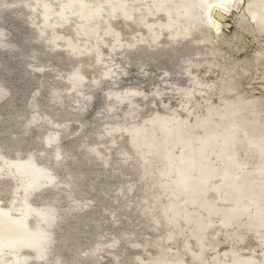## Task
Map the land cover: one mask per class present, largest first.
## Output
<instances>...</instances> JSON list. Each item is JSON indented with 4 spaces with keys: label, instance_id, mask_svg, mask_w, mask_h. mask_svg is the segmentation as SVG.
I'll return each mask as SVG.
<instances>
[{
    "label": "bare ground",
    "instance_id": "bare-ground-1",
    "mask_svg": "<svg viewBox=\"0 0 264 264\" xmlns=\"http://www.w3.org/2000/svg\"><path fill=\"white\" fill-rule=\"evenodd\" d=\"M249 2L0 0V54L21 63L24 77L34 78L41 69L48 77L40 88L25 94L21 109L0 117V134L22 131L25 137L43 130L34 148L51 146L50 162L42 165L35 161L34 148L23 160L0 154V174L16 178L8 190L21 203L19 211H11L10 223H4L0 213V264H22L13 248V232L6 231L22 225L29 232L26 244L37 247L28 256L31 264H88L77 256L83 248L94 264H99L104 252L112 264H264V97H247L239 91L251 71L246 64L223 60L218 47L224 21L241 30L231 16L251 10L254 2ZM258 8L264 15V0ZM256 11H250L249 22L261 32L264 19L258 23ZM8 17L26 22L32 35L12 44L10 34L16 29L6 26ZM118 20L123 26L116 25ZM202 20L213 36L200 27ZM103 49L110 57L120 52V64L134 63L140 69L157 59H166L171 69L182 67L189 85L174 83L169 93L180 91L185 104L170 110L164 103L159 112L152 106L161 95L159 89L145 93L131 85L118 90L117 78L124 70L105 59ZM258 52L264 54V43ZM60 53L78 60L65 74L57 67ZM257 53L254 67L261 61ZM201 64H207L206 72H218L212 83L195 76L193 68ZM100 88L103 105L86 127L84 114ZM199 88L204 100L188 106L189 96ZM43 92L53 108L49 114L33 109ZM13 94L0 82V101L10 102ZM214 95L216 104L210 101ZM201 107L204 111L199 114ZM148 108L150 113L142 116ZM70 121L78 123L75 131ZM62 138L71 143L78 140L81 156H93L96 161L80 166L70 146L59 144ZM71 168L83 178L91 177L86 184L89 197L75 204L80 214L76 222L90 224L91 229L83 227L73 238L67 233L56 241L63 222L61 192L47 200L42 188L59 185ZM112 168L117 172L110 175ZM102 175L106 178L101 179ZM34 199L36 205H32ZM125 202L131 203L127 209L122 206ZM91 207L95 209L88 212ZM96 209L113 222L108 233L111 240L101 233ZM120 219L141 229L156 226L158 233L145 245L143 231H117ZM249 238L254 243L240 253L239 247ZM222 240L229 245L218 253ZM168 241L175 245L171 250ZM136 248L142 256L127 257L128 250ZM65 250L75 257L70 261L60 257Z\"/></svg>",
    "mask_w": 264,
    "mask_h": 264
},
{
    "label": "rangeland",
    "instance_id": "rangeland-1",
    "mask_svg": "<svg viewBox=\"0 0 264 264\" xmlns=\"http://www.w3.org/2000/svg\"><path fill=\"white\" fill-rule=\"evenodd\" d=\"M244 1V0H243ZM250 2H254L253 9H256V19L258 18L257 15H260V19L256 20L258 23L262 22L264 19L263 11L259 10L258 4L263 0H249ZM10 2V0H9ZM249 2V4H250ZM244 3V2H243ZM248 4V5H249ZM247 6V5H246ZM240 6V10H241ZM258 8V9H257ZM245 10V9H244ZM243 11L241 14H238L235 18V14L232 13V20L235 19L240 29H235L234 25L229 30H225L223 28L222 33H220V37L223 39L221 43L218 45L220 52L223 54V60H228L229 58L231 61L238 62L239 64H243L247 66L250 71L251 75L247 79H243L241 85L239 86V91H242L246 94L247 97H264V78L260 77L264 73V54L262 52H258L259 49L263 46L264 43V32H260L257 27L253 26L249 22L250 11ZM259 13V14H258ZM195 15V14H194ZM196 18L200 19V15L196 14ZM200 27L205 26V21H199ZM6 26L8 28L15 27L16 31L10 34V38L12 39V44L18 43L22 40L23 37L27 35H32V31L30 26L27 25L24 21H16L14 18L8 17ZM123 22L118 20V26H123ZM246 31H242L243 28H246ZM205 28V27H204ZM206 29V33L213 36L212 31L210 29ZM209 30V32H208ZM229 31V32H228ZM71 31L66 30L67 34H70ZM221 32V31H220ZM28 44L23 49L28 50ZM262 45V46H261ZM38 52H41V48L37 49ZM258 52V53H257ZM104 58L107 60H111L117 65L118 70L121 68L124 70L123 73L118 75L117 84L115 86L116 89L120 90L127 86H136L137 88H141L140 90L145 93H149L153 89H159L161 95L153 100L152 106L155 110L159 112L163 111V104L166 103L167 108L170 110H176L181 108L182 105L185 104V98L180 91H173L172 94L169 93L170 85L174 83H185L189 85L186 79L184 78L183 68L178 67L172 68L169 62L166 59H157L156 61H150L145 63L140 69L137 64L128 63V64H120V60L122 58V54L115 53L113 56L108 54L106 49L102 51ZM257 53L260 56V64L257 66H253V58ZM121 57V58H120ZM214 57V56H213ZM120 58V59H119ZM211 58V57H209ZM18 59V58H17ZM16 59V61H17ZM15 61V60H14ZM78 61L77 59L67 58L65 55L60 53L58 55L57 60V67L65 71L63 74L66 73L69 66L73 63ZM51 63V61H50ZM53 64V63H52ZM137 65V66H136ZM249 65V66H248ZM252 65V66H251ZM124 66V67H123ZM170 66V68H169ZM207 64H201L198 67H194V73L197 78H199L202 82H210L214 81L217 77L218 72L216 70L206 72ZM8 67H14L12 71L7 70ZM254 67V68H253ZM182 68V69H181ZM140 69V70H139ZM256 69V70H255ZM143 70V71H141ZM167 70H171V72L164 78L161 74L165 73ZM178 70V71H177ZM141 71V72H139ZM255 71V72H254ZM24 66L21 63L13 62L9 60L6 56L0 54V82H2L7 88L14 92L13 97L11 98L10 102L0 101V117H5L10 114H14L19 109L23 107L24 104V96L28 94L30 91L36 90L40 88V86L48 79L45 74V70L41 69L36 72L34 78H28L23 76ZM176 72V73H175ZM181 74V75H180ZM179 75V76H178ZM89 76V74H88ZM182 76V77H181ZM263 76V75H262ZM47 78V79H46ZM164 79V80H162ZM52 78H49L50 82L55 83V85H60L57 82L52 81ZM179 80V81H178ZM187 82V83H186ZM155 87V88H153ZM153 88V89H152ZM102 89L100 88L95 97L92 106L89 110L84 114L83 120L87 123L86 127L89 126L88 124L91 123L93 120V114L96 110L101 109L103 105V99L101 96ZM45 93V94H44ZM46 92H43L40 97L34 102L33 109L39 111L41 114H49L53 110L51 106H49L45 101ZM205 97V93L199 88L193 95L189 96V103L188 106H191L192 103L196 101H203ZM210 101L213 104L218 102L217 95L211 97ZM151 109H147L143 112L142 116H147L150 113ZM204 111V107L198 109V113L202 114ZM78 123L70 121V129L75 131L77 129ZM2 124L0 122V131H1ZM43 130H35L32 132L31 135H26L22 137V131L19 133H15L13 130L7 132L6 134H0V154L8 153V156L11 158H15L18 160H23L27 157L28 153L34 148L35 144L37 143V139L41 136ZM95 137L91 138L93 142ZM122 140L126 141L127 136L122 134ZM78 141V140H77ZM69 141L67 138H62L59 140V144L61 146H70V151L72 156L77 157L78 163L80 166L85 167L87 164L95 162L96 158L90 156L89 158H84L79 153V141L78 142ZM38 148H34V157L35 161L38 165H42L44 163L50 162L49 153L51 151V146H43L39 145ZM113 152V149L111 153ZM249 157V156H248ZM130 159L133 158V155H130ZM128 164V163H126ZM129 168V166H127ZM74 168H71V172L69 176H66L61 180L59 185H51L48 189H43V195L46 196L47 200H50L51 195H53L56 191L61 192V200L59 202L60 206L62 207L63 214L60 216L63 218V222L58 226L56 231V241H59L65 234H71L72 238L76 235L79 229L85 227L91 229L90 224H86L85 222L77 223L76 219L80 215L78 209L75 207V204H78L81 200L86 199L89 197V191L86 187V184L91 179V177L83 178L74 173ZM117 172L114 168L111 169V174ZM119 172V171H118ZM106 176L102 175L101 179H105ZM16 182V178L10 177H3L0 174V213L2 214L4 223H10L12 220L11 211L16 210L19 211L21 209V203L19 199L16 198L14 195L9 193V190L14 183ZM110 194L113 193L115 189V184L111 185ZM32 205H36V200H32ZM131 205L130 202L123 203V208L127 209ZM94 207L89 208L87 211L94 210ZM54 210V209H53ZM103 211L100 209H96L94 215L96 216V220L100 224L101 233L107 236L108 239H112V235L108 234L111 233V228L113 222L110 218L103 215ZM76 218V219H75ZM67 220V221H66ZM71 222L69 226L67 223ZM135 229L138 232H144V239L143 244L147 245L150 243V240L158 233L156 226H152L148 229H141L138 226H135L133 223L127 222L125 219H120L118 221L117 231L120 232H127L129 230ZM7 232H13V248L16 251V256L20 259L22 264H31L28 262V256L32 253L37 251L36 245L32 243L26 244L29 242V232L25 226L16 227L14 230L10 228L6 229ZM253 240L249 238L246 244L241 245L239 248L240 253L245 252V248L249 247V245L253 244ZM251 243V244H250ZM171 249L175 247L171 241H168L167 244ZM229 245L228 241L222 240L219 244L217 251L218 253H223L226 247ZM6 245H3L2 249H6ZM256 250H259L260 247L255 246ZM127 257L132 259L136 257L142 256L141 249H131L127 252ZM210 253V252H209ZM60 257L66 260H72L75 257V254H71L69 251H62L58 254ZM88 250L83 248L79 250L77 256L82 258H86V262L88 264H94L95 260L89 256ZM169 255L166 256L168 259ZM99 264H112L110 261V256L108 253L104 252L100 257Z\"/></svg>",
    "mask_w": 264,
    "mask_h": 264
},
{
    "label": "water",
    "instance_id": "water-1",
    "mask_svg": "<svg viewBox=\"0 0 264 264\" xmlns=\"http://www.w3.org/2000/svg\"><path fill=\"white\" fill-rule=\"evenodd\" d=\"M204 0H198V5H201L203 3ZM232 27V24L228 21H224V26L223 28L225 30H229Z\"/></svg>",
    "mask_w": 264,
    "mask_h": 264
}]
</instances>
